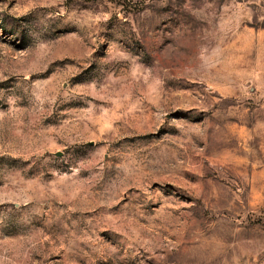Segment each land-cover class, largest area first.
Listing matches in <instances>:
<instances>
[{"label": "rangeland", "instance_id": "1", "mask_svg": "<svg viewBox=\"0 0 264 264\" xmlns=\"http://www.w3.org/2000/svg\"><path fill=\"white\" fill-rule=\"evenodd\" d=\"M0 264H264V0H0Z\"/></svg>", "mask_w": 264, "mask_h": 264}]
</instances>
